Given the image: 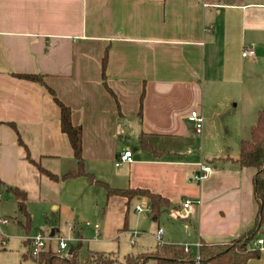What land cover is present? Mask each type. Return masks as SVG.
Segmentation results:
<instances>
[{
  "label": "crops",
  "instance_id": "1",
  "mask_svg": "<svg viewBox=\"0 0 264 264\" xmlns=\"http://www.w3.org/2000/svg\"><path fill=\"white\" fill-rule=\"evenodd\" d=\"M245 50L254 55L243 57ZM262 58L264 0H0V229L8 223L4 211H20L12 189L28 196L36 182L29 158L54 160L60 171L76 165L54 97L41 84L16 76L40 74L82 129L88 173L111 188L148 190L169 201L160 214L166 211L177 221L170 238L164 230V244H191L197 251L198 243L238 238L252 226L259 205L255 170L240 168L235 160L263 108L256 106L243 125L234 151L226 143L229 154L212 156V163L174 155L178 145L192 140V130L201 132L189 121L193 111L204 117L206 132L220 121L225 139L232 101L244 93L248 76L260 77ZM133 137V162L116 166L132 151ZM143 138L152 150L143 148ZM167 139L176 143L160 142ZM204 166L211 171L204 173ZM70 181L102 188L86 177L60 182ZM106 196L128 205L125 197H108L107 191ZM188 200L191 207L184 208ZM17 224L29 233L31 223L29 229L14 219ZM73 226L69 233L84 243L100 237L93 231L88 239L79 222ZM127 229L128 212L120 231ZM52 235L61 236L59 230ZM251 247L261 251L252 264H264V227Z\"/></svg>",
  "mask_w": 264,
  "mask_h": 264
},
{
  "label": "rangeland",
  "instance_id": "2",
  "mask_svg": "<svg viewBox=\"0 0 264 264\" xmlns=\"http://www.w3.org/2000/svg\"><path fill=\"white\" fill-rule=\"evenodd\" d=\"M257 67L260 77L248 76L244 93L237 94L232 101L234 107L228 119L230 132L226 133L225 139L220 135L219 126L221 123L216 120L207 132L205 129L199 133H194L192 130V140L185 145H178L176 147L178 155H174V157L194 158L205 163H212V156L229 154L226 143L234 151L237 139L243 138V125L254 113L256 106L257 108H264V58L260 60ZM260 87H263V89ZM160 142L169 146L174 144L175 141L167 139L160 140ZM128 144V148L132 150L131 152L135 157L136 138L133 137ZM239 150L240 145L237 152ZM37 161L43 168L56 175L65 174L76 168L75 163L66 164L60 171L59 163L54 160L43 159ZM123 167L125 168V165ZM32 169L36 173V182L30 185L32 189L28 193L27 200V209L32 218L31 229L27 233L24 227L19 224L13 225L14 219H18L25 224V218L19 210L16 211V215H13L14 211H4V213H7L5 218H7L8 223L0 229V264H37L30 257L33 255L29 256V253V259L21 260L22 254L27 250L29 251V249L26 250L23 244L24 239L33 238L41 233L50 236L53 230H59L60 235L65 239L72 237L74 241L70 245L76 247L79 244L77 241L78 235L69 233L71 225L75 222H79L84 227V236L88 239H92L94 236L92 234L94 225H99L101 231L97 241L83 242L81 257H84L86 252L90 250L105 252L116 256L119 260H123L129 254L141 255L143 252H151L155 249L157 243L159 244L156 239L158 229L165 230L164 238H170L168 233L170 229L172 230L177 219L172 220L169 213L164 211L157 220H154L155 215L151 212L147 199L133 200L128 206L122 198L108 199L106 191L102 188H92L86 182L83 185L72 181L54 183L50 179L40 176L41 174H38L35 167ZM14 201H16L15 197L11 196L9 203H14ZM137 207H140L141 210H138ZM127 212L128 229L121 232L120 229L125 224ZM87 223L92 226L87 227ZM51 246L54 251L57 247V241L53 240ZM70 258L71 256L62 258V260ZM145 264H156V261L150 259Z\"/></svg>",
  "mask_w": 264,
  "mask_h": 264
},
{
  "label": "trees",
  "instance_id": "3",
  "mask_svg": "<svg viewBox=\"0 0 264 264\" xmlns=\"http://www.w3.org/2000/svg\"><path fill=\"white\" fill-rule=\"evenodd\" d=\"M18 78L29 80L41 84L46 91L53 97L61 110V128L71 143L76 168L70 170L63 175H56L43 168L39 162L29 158L39 173L54 182H60L80 177H86L90 183L107 191L108 197L122 196L128 199V205L136 198H147L149 200V208L156 218L159 217L160 211L169 205V201L162 196L142 189H114L107 183L97 180L93 174L85 169V160L83 157V138L81 127H76L72 122V110L66 106L57 96L55 91L51 89L45 82V77L40 74L34 75H16ZM103 76L105 77V67ZM105 80V78H104ZM20 144L23 145L21 139ZM142 146L145 149L152 150L146 143L145 138L142 139ZM240 168H252L255 170L254 190L256 201L259 205L258 213L254 219L252 226L238 238L225 244H208L201 243L199 250L191 249L186 252L183 245L162 244L154 252L144 253L141 255H127L123 260H119L116 256L105 252L87 251L84 257H81L83 250V241L74 248V253L70 259L62 260L52 249L42 252L38 256H29L34 259L37 264H145L148 260L154 259L157 264H197L196 255H200V264H252L253 260H257L261 256L259 249H253L252 243L256 240L259 232L264 227V108L258 112L257 121L252 126L250 138L241 141L240 154L235 160ZM19 202V209L25 214L26 228L29 229L31 217L27 212V193L20 189H12ZM127 220V218H126ZM30 251V241L26 242ZM28 255L24 259L30 258Z\"/></svg>",
  "mask_w": 264,
  "mask_h": 264
},
{
  "label": "built area",
  "instance_id": "4",
  "mask_svg": "<svg viewBox=\"0 0 264 264\" xmlns=\"http://www.w3.org/2000/svg\"><path fill=\"white\" fill-rule=\"evenodd\" d=\"M254 55V51L253 50H245L243 52V57H251ZM189 121L193 124V126L197 129V130H202L203 125H204V117L198 113L197 111H193L189 117ZM133 162V155L130 151H127L125 153H123L119 160L116 163V166H120L122 163H132ZM203 171L204 173H209L211 171V167L210 166H204L203 167ZM199 180H202L205 178V175H199L197 177ZM191 207V201H186L184 203V208H190ZM138 210H141L140 207H137ZM87 226H92L90 223H87ZM93 229L95 231V235L96 238L99 237L100 234V226L99 225H94ZM70 232L74 233L75 232V227L72 225L70 227ZM163 230L159 229L156 239L159 242V244H164L163 240H162V236H163ZM55 240L57 241V247L54 250L57 255H59L61 258H68L72 255L69 254V250L71 248V242L74 241V239L72 237L65 239L62 236H45L42 233L30 238V253L33 256H38L40 255L42 252L48 250L51 247V243L52 241ZM78 242L83 241L82 238L78 237L77 238ZM258 244H263L262 240L258 241ZM185 248L186 252H190V250L192 249V245L191 244H184L183 245ZM196 249L199 250V248L201 247V243H198L197 245H195ZM196 262L197 264H200V255L199 253L196 255Z\"/></svg>",
  "mask_w": 264,
  "mask_h": 264
},
{
  "label": "water",
  "instance_id": "5",
  "mask_svg": "<svg viewBox=\"0 0 264 264\" xmlns=\"http://www.w3.org/2000/svg\"><path fill=\"white\" fill-rule=\"evenodd\" d=\"M73 253H74V247H71L70 250H69V254L72 255Z\"/></svg>",
  "mask_w": 264,
  "mask_h": 264
}]
</instances>
